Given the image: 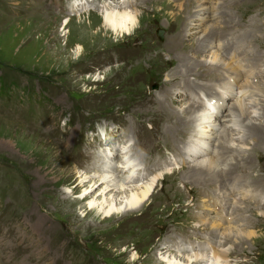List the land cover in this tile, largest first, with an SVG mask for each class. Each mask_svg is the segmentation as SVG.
<instances>
[{"label":"rangeland","instance_id":"374dc122","mask_svg":"<svg viewBox=\"0 0 264 264\" xmlns=\"http://www.w3.org/2000/svg\"><path fill=\"white\" fill-rule=\"evenodd\" d=\"M130 1L142 18L132 34L119 35L94 16L102 8L88 11L87 2L0 0V264H167L160 258L178 252L177 246L187 245L186 252L202 244L209 249L197 251H228L222 264H264V198L242 199L234 192L229 196L220 185L201 186L188 175L187 166L196 161L184 160V141L196 133L178 122L206 107L189 94L175 91L172 97L173 83L167 80L181 76L178 69L189 59L188 65L197 68L190 78L198 84L194 94L203 86L219 85L224 70L213 67L200 74L205 66L201 58L218 49L219 39L216 48L199 52L204 29L178 34L194 13L196 0ZM221 7L230 14L218 30L222 39L229 46L231 36L233 45L244 49V62H257L254 57L260 55H253L254 48L264 56V0H225ZM210 23L214 21L203 28ZM238 57L229 55L227 61L238 62ZM258 62L261 73L250 66L253 74L235 81L232 97L221 104L224 116L247 80L255 81L249 96L261 103L256 110H264V58ZM159 99L167 100L166 110ZM195 101L203 108L186 112ZM166 127L172 132L165 133ZM252 140H245L251 161L235 171L234 178L243 179L232 178L227 186L243 182V190L254 188L250 192L262 191L264 196V142ZM124 141L132 147L130 155L146 162L151 176L157 168L173 172L157 183L140 210L104 217L80 198L87 187L78 184L79 175L95 173L92 166L97 163H120ZM110 144H116L111 156L105 149ZM172 155L183 158L177 169L170 164ZM222 196L239 201V227L254 232L253 237L220 244L221 237L211 233L221 232L208 220L222 213ZM225 217L223 222L228 221Z\"/></svg>","mask_w":264,"mask_h":264},{"label":"bare ground","instance_id":"6f19581e","mask_svg":"<svg viewBox=\"0 0 264 264\" xmlns=\"http://www.w3.org/2000/svg\"><path fill=\"white\" fill-rule=\"evenodd\" d=\"M75 2H87L90 7V10L88 11L102 8V14L99 13V15L95 14L94 16L102 18L104 20V26L119 35L132 34L140 24V20L142 18V15L139 14L141 10L137 8H131L132 4L130 0H105L104 4L99 1L95 2V0H75ZM224 2L225 0H196L194 13L188 17L189 21H187L186 26L178 32L181 37L182 33L185 30H189L185 32V34L189 36L192 30L198 31L204 29V35L200 37L201 40L198 42L199 52H204L208 49H212L213 45L216 48L217 45L215 39H219L220 44L218 45V49L207 53L205 57L201 58L200 62V64L205 65L204 71L200 72V74L207 73L208 70L213 67L216 70H224L223 75L219 78V85H217L218 87L216 86V83L214 87L203 86L202 88H199L200 90L196 94H194V90L198 88V84L190 80V78L194 75L193 73L197 68L196 65H188L189 59H186L183 67L178 69L180 72H182L181 76H178L176 74L173 75L170 79L167 78V80L172 81L173 83V86L170 90V94L172 95V97L175 91L180 92L182 95L187 94L188 96L189 94V96H191L192 98L193 96L194 98L196 97L195 100L202 102L206 107V109H202L198 111V113H192L194 117L190 116L187 119L184 118L185 120L182 119L184 123L181 121L178 122L180 123V125L182 124L181 126L189 127V131L191 130V132L194 131L196 133L195 135H191V139H189L187 142L184 141V145L187 146L183 154L185 160L196 161L195 163L187 166L188 175L195 176V182L197 184H201V186L204 184L220 185L221 189H224V192L226 191L227 193H225L229 194V196L230 193L232 194L234 192L242 199H244L245 197H251L254 200L258 201L259 199H255L256 196L264 198V196L262 195V191L257 192L255 190L253 194L252 192H250L254 189L252 187V189L244 188L243 190V182L240 183L241 186L235 183L232 186H227V184L231 183L230 179L234 178L236 169H238L239 167H244L248 161H251L249 155H246V150H248V143H245L246 138H252V141L255 142L256 140V143L264 142V110H262V113L258 112L256 110V107L261 103H258L257 99L252 100V97L249 96L254 92L253 88L255 87L253 84L255 83V81H252L250 83V81L247 80L244 84L242 83L239 86V90H244H241V92L235 89L236 100L232 103V107H229V110L227 111L225 116L221 112V104L226 103L225 99L228 96L232 97L234 93L235 81L240 78L241 75L245 76V74L247 73L250 76L253 74L250 66L253 68H258V72L261 73L260 67L262 65H259L260 62H258V60H262L264 56H262L261 54L262 51L260 52V50L254 48L253 55L260 56L254 57V59L258 58L257 62H253L250 65L248 60L247 63L244 62L245 57H241V55L244 54V49L241 50L240 46L233 45V42L236 41L235 39H233L229 35V40L231 41V44L229 46L232 45V47H229L225 43L227 40L224 42V39H222L221 34H219L218 32V30L221 31L222 29H224L223 24L225 23V19H228V16L230 19V14L227 13L228 9L226 11V9H222L221 7ZM72 3L73 2H71L69 6L73 8L75 6ZM222 10L224 14L222 13ZM71 11L68 12L70 13ZM88 15L91 16L92 13H89ZM70 20L71 19H67L65 24L67 25ZM207 21H214V23H210L205 28H203ZM221 41H223L222 44ZM237 53H239L241 57V59L238 57L240 59L238 62L231 61V63L227 61V56H234ZM178 60L182 59L178 58ZM244 63L249 69L245 68ZM224 67H227L228 69L226 70ZM181 78L185 80H182ZM221 88L223 91L218 90ZM260 89H264V86H261ZM247 90H249V92ZM242 91H244V93H242ZM246 93H248V97L243 98ZM166 101L167 100L159 99L158 102L161 109H167L168 105ZM196 101L194 103H189L185 111L188 112L190 109L194 110L198 106L203 108V106L201 105H196ZM171 114L174 115L177 113ZM221 115L223 116L221 117ZM252 116H255V119H261V121L259 123L255 119L254 121L252 119ZM186 123H188L189 125L187 126ZM220 130H222V132H220ZM164 131L167 134L169 132H172L170 127H166ZM217 135L219 136L217 137ZM215 139L217 141V145H215L216 141L213 142V140ZM237 141L239 142L237 143ZM115 145L116 144H110L109 146H106V153L108 150H110V153H108L109 156L113 155V153L115 152ZM131 151L132 147L130 146L128 141H124V143H122L121 154L123 152H125V154L120 157V163H115L113 160L111 164L105 163V165L103 166L97 163L95 166H92V171H95V173L92 174L81 172L82 174L79 175L80 180L78 184L80 186H86L87 189L83 190L80 198L82 200H87L86 204L89 210H95L96 213L102 214L104 217H113L115 215L120 216L134 212L136 210H140L150 200L155 191L157 183L162 180V178L166 174H170L173 172L169 169L165 170L166 168H157L155 170L156 174L151 176V174H148V172H150L151 170L150 168L146 167V162L143 163L144 161H139L137 158L130 155ZM226 155H229L228 159H224ZM244 155H246L247 157H243ZM110 160L111 159L109 158V161ZM113 164L116 166H112ZM238 164L242 165L238 166ZM221 172H224L223 175L220 174ZM203 176L208 178L206 179ZM241 179L240 177L234 178V181L239 182ZM225 199V212L227 214L222 215V213L218 214L216 212L217 216L215 218H218L219 220H208V222L215 229H221V232L218 234L213 232L211 233L216 234L218 237H221L222 241H220V244H224V240L228 238L234 237L237 242H240L253 237L255 234L254 232L244 231L243 228L239 227V224L241 223L240 221H238L239 213L237 212L241 207L239 201H237L236 199V201H229L227 197ZM259 205L260 203L258 204V206ZM209 209L210 208L204 210ZM223 216H227L229 218L228 219L227 217H225L227 218L228 223L226 222V219L225 222H223ZM205 220L206 219L201 221L205 223ZM213 241L215 240L213 236L210 235V242L213 243ZM207 245L202 244L196 247V249L194 248L192 251L189 250L191 251V253H189L188 250L186 252L182 251L183 249L188 248L187 245H180V247L177 246L176 248L178 249V252H181L183 254H177L178 252H171L169 253V255L164 254L160 259L167 264H222L220 262H223L224 259L226 260L227 254H229V252L225 251V249L217 250L215 253L202 252L201 250L209 249V244ZM161 249L163 250L164 248L162 247ZM198 249H201L200 252L197 251ZM228 250L230 249L228 248ZM214 260L216 262H214Z\"/></svg>","mask_w":264,"mask_h":264},{"label":"water","instance_id":"95a60500","mask_svg":"<svg viewBox=\"0 0 264 264\" xmlns=\"http://www.w3.org/2000/svg\"><path fill=\"white\" fill-rule=\"evenodd\" d=\"M163 32H164V30L161 28L158 30V34L160 37H163Z\"/></svg>","mask_w":264,"mask_h":264}]
</instances>
